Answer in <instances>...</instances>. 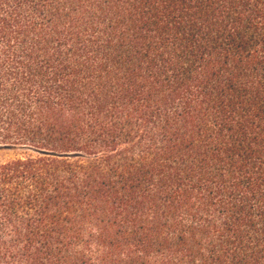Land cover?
<instances>
[{"label": "trees", "instance_id": "1", "mask_svg": "<svg viewBox=\"0 0 264 264\" xmlns=\"http://www.w3.org/2000/svg\"><path fill=\"white\" fill-rule=\"evenodd\" d=\"M0 264H264V0H0Z\"/></svg>", "mask_w": 264, "mask_h": 264}, {"label": "rangeland", "instance_id": "2", "mask_svg": "<svg viewBox=\"0 0 264 264\" xmlns=\"http://www.w3.org/2000/svg\"><path fill=\"white\" fill-rule=\"evenodd\" d=\"M23 151H25L24 148L13 147L7 144L0 143V162L8 160Z\"/></svg>", "mask_w": 264, "mask_h": 264}]
</instances>
